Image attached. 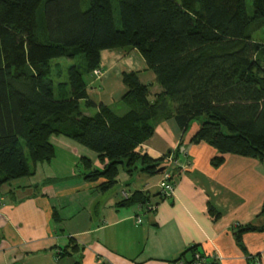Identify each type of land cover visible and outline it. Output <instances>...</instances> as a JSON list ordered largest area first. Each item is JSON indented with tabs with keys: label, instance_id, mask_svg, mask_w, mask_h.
Wrapping results in <instances>:
<instances>
[{
	"label": "trees",
	"instance_id": "16d2710c",
	"mask_svg": "<svg viewBox=\"0 0 264 264\" xmlns=\"http://www.w3.org/2000/svg\"><path fill=\"white\" fill-rule=\"evenodd\" d=\"M117 5L118 15L114 0H0V185L32 176L38 163L52 160L55 135L98 154L101 167L80 158L82 175L98 182L103 193L118 183L121 168L130 176L165 168L176 177L180 169L168 157L182 144L158 158L138 150L170 118L183 135L192 120H201L190 142L214 147L215 167L226 154L264 163V0H252L251 13L246 0H117ZM115 49L137 50L156 78L145 83L141 70L122 71L128 107L123 113L88 91L90 77L101 78L95 74L99 69L103 73L102 52ZM154 84L162 90L153 94ZM82 101L97 112L85 114ZM161 194L135 190L118 205L149 211L153 195ZM260 215L261 224L235 229L246 264H264L242 241L246 232H264V202ZM54 216L58 220L56 210Z\"/></svg>",
	"mask_w": 264,
	"mask_h": 264
},
{
	"label": "crops",
	"instance_id": "0c3cea01",
	"mask_svg": "<svg viewBox=\"0 0 264 264\" xmlns=\"http://www.w3.org/2000/svg\"><path fill=\"white\" fill-rule=\"evenodd\" d=\"M134 53L139 52L104 50L103 76L114 70L120 74L141 70L143 82H155L153 72L142 78L150 70H145L144 59L133 58ZM98 79L90 77L89 94L96 91L92 85ZM161 90L158 84L151 87L153 94ZM191 135H183L170 118L160 122L154 135L138 147L158 158L182 144L171 163L180 169L175 191L169 198L153 195L155 208L149 211L118 202L126 197L124 193L135 190L160 192L163 173L130 176L121 168L115 190L103 193L96 188L98 182L84 177L66 185L57 183L65 175L50 160L38 163L35 174L22 184L15 179L0 185V264H180L192 259L195 252L188 249L193 246L208 257V264H246L247 255L236 241L235 229L240 224L263 222L264 163L226 154L225 161L215 167L211 159L217 150L206 142L191 143ZM54 137L61 147V142L67 147L62 149L65 152L74 156L81 152L90 156L94 166L104 165L96 152L90 154L68 137ZM70 169L73 171L72 166ZM211 206L221 215L211 213ZM138 215L144 216L141 222ZM242 241L247 252L260 253L264 263V232H246ZM75 245L77 249L72 250ZM66 246L71 254L66 253Z\"/></svg>",
	"mask_w": 264,
	"mask_h": 264
},
{
	"label": "rangeland",
	"instance_id": "374dc122",
	"mask_svg": "<svg viewBox=\"0 0 264 264\" xmlns=\"http://www.w3.org/2000/svg\"><path fill=\"white\" fill-rule=\"evenodd\" d=\"M247 1V6L249 9V12L251 13L253 10L252 7V0H246ZM114 4H115V8H116V13L118 15V5H117V0H114ZM117 50H123V49H117ZM140 53H134V59L138 60L139 58H142V55H139ZM150 75H152V71H150V73H145L144 75H142L143 79L148 78ZM103 76V73L101 75V77ZM88 78V76L86 77ZM98 79V77H97ZM92 86H96L97 88H95L96 91L92 92L90 91V95L91 98L97 102L100 101H106L107 103H110V105L113 107V109H115L117 112L119 113H123L124 111H126L128 109L127 105L124 103V101L121 98V94L124 92H121V88H123V83H122V79H121V74L120 72L114 70L111 71L109 73V75L103 76L102 79H98L96 81V83H94ZM81 110L85 113V114H95L97 112V108L91 105H87L85 101H82L81 103ZM201 124V120L200 119H194L192 120V123L188 129V131L185 133L186 135L194 133L196 131V129L200 126ZM54 136L52 137V142L56 147V156L52 159V165L55 166V168L57 170H59L61 173H64V177H60V179H58L56 182L60 183L61 185H66V183L69 182H73L75 180L78 179H83V175L82 172L84 170V165L81 161V156L83 155V153L78 152L79 156H74L73 154L69 153V152H65V150H62L63 147H65L63 145V143L61 142V145L63 147H61L58 142L54 141ZM71 141V140H70ZM67 148V147H65ZM87 148V147H84ZM88 152H91L90 154H94L95 151H93L90 148H87ZM88 154V155H90ZM90 157V156H88ZM44 162H48V161H44ZM77 163V165H76ZM70 166H72L73 171L75 172V174L73 173V171L70 169ZM101 166V164H100ZM100 166H95V167H100ZM28 176L25 177H21L17 180H20L21 184L28 180ZM163 179V176H162ZM115 189H111L110 192H113ZM125 196H127V193H124ZM106 196V195H105ZM102 201V200H101ZM104 201V200H103ZM103 203V202H102ZM140 216H137V219ZM141 217L144 218V216L141 215ZM146 220V219H145Z\"/></svg>",
	"mask_w": 264,
	"mask_h": 264
},
{
	"label": "built area",
	"instance_id": "2783aa9c",
	"mask_svg": "<svg viewBox=\"0 0 264 264\" xmlns=\"http://www.w3.org/2000/svg\"><path fill=\"white\" fill-rule=\"evenodd\" d=\"M95 74H98L99 76L102 74V71L96 70ZM174 156L169 155L168 157V162L171 164L174 161ZM176 188V180H175V175L174 172L171 169H166L163 172V179L160 183V191L162 193V195H164L165 197L169 198L173 195L174 191ZM147 209L152 210L155 208L154 204H150L149 206H146ZM142 218L139 217L138 218V222H141ZM217 257H220L219 254ZM208 257L201 253L200 251H196L193 254V257L191 260H181L180 264H208Z\"/></svg>",
	"mask_w": 264,
	"mask_h": 264
},
{
	"label": "water",
	"instance_id": "95a60500",
	"mask_svg": "<svg viewBox=\"0 0 264 264\" xmlns=\"http://www.w3.org/2000/svg\"><path fill=\"white\" fill-rule=\"evenodd\" d=\"M165 170V168H161L159 169V172H163Z\"/></svg>",
	"mask_w": 264,
	"mask_h": 264
}]
</instances>
